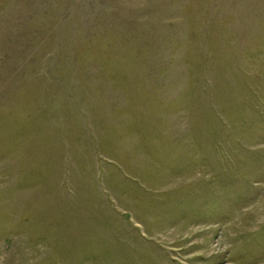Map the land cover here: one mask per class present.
I'll return each instance as SVG.
<instances>
[{"label": "rangeland", "instance_id": "374dc122", "mask_svg": "<svg viewBox=\"0 0 264 264\" xmlns=\"http://www.w3.org/2000/svg\"><path fill=\"white\" fill-rule=\"evenodd\" d=\"M0 264H264V0H0Z\"/></svg>", "mask_w": 264, "mask_h": 264}]
</instances>
